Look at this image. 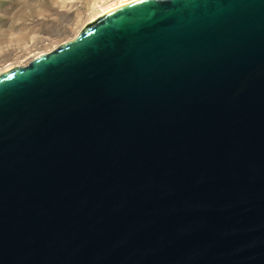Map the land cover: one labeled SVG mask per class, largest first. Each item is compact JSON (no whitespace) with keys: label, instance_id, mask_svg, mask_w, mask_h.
Returning <instances> with one entry per match:
<instances>
[{"label":"water","instance_id":"obj_1","mask_svg":"<svg viewBox=\"0 0 264 264\" xmlns=\"http://www.w3.org/2000/svg\"><path fill=\"white\" fill-rule=\"evenodd\" d=\"M0 264H264V0H133L0 72Z\"/></svg>","mask_w":264,"mask_h":264},{"label":"rangeland","instance_id":"obj_2","mask_svg":"<svg viewBox=\"0 0 264 264\" xmlns=\"http://www.w3.org/2000/svg\"><path fill=\"white\" fill-rule=\"evenodd\" d=\"M99 0H0V72L74 38Z\"/></svg>","mask_w":264,"mask_h":264},{"label":"bare ground","instance_id":"obj_3","mask_svg":"<svg viewBox=\"0 0 264 264\" xmlns=\"http://www.w3.org/2000/svg\"><path fill=\"white\" fill-rule=\"evenodd\" d=\"M130 1L133 0H99L100 3H98V5L95 8L97 9L95 10L97 12L95 14L94 13L92 14L93 15L92 18L90 19L88 24L84 27V29L93 22H95L96 20H98L99 18H101L103 15H105L109 10Z\"/></svg>","mask_w":264,"mask_h":264}]
</instances>
